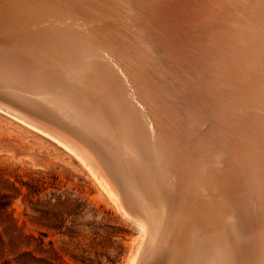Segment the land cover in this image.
Segmentation results:
<instances>
[{
    "label": "bare ground",
    "instance_id": "1",
    "mask_svg": "<svg viewBox=\"0 0 264 264\" xmlns=\"http://www.w3.org/2000/svg\"><path fill=\"white\" fill-rule=\"evenodd\" d=\"M0 110L135 224L126 264H264V0H0Z\"/></svg>",
    "mask_w": 264,
    "mask_h": 264
},
{
    "label": "rangeland",
    "instance_id": "2",
    "mask_svg": "<svg viewBox=\"0 0 264 264\" xmlns=\"http://www.w3.org/2000/svg\"><path fill=\"white\" fill-rule=\"evenodd\" d=\"M63 145L0 110V236L29 264H126L139 232Z\"/></svg>",
    "mask_w": 264,
    "mask_h": 264
},
{
    "label": "trees",
    "instance_id": "3",
    "mask_svg": "<svg viewBox=\"0 0 264 264\" xmlns=\"http://www.w3.org/2000/svg\"><path fill=\"white\" fill-rule=\"evenodd\" d=\"M6 237L9 240L8 243H6L4 239H2V236H0V264H29L28 262L30 260L35 262L44 260L36 258L32 252H21L20 250L17 254H14L15 256L12 258H8L6 256V246L9 244L11 247H22L23 245H26L22 239H28V237L24 234H6Z\"/></svg>",
    "mask_w": 264,
    "mask_h": 264
}]
</instances>
